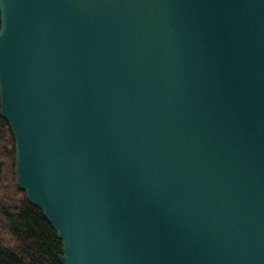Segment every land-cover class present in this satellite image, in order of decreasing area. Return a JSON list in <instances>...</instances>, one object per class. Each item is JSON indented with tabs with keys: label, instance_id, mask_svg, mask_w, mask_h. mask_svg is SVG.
I'll return each mask as SVG.
<instances>
[{
	"label": "water",
	"instance_id": "95a60500",
	"mask_svg": "<svg viewBox=\"0 0 264 264\" xmlns=\"http://www.w3.org/2000/svg\"><path fill=\"white\" fill-rule=\"evenodd\" d=\"M0 115L59 264H264V0H0Z\"/></svg>",
	"mask_w": 264,
	"mask_h": 264
},
{
	"label": "trees",
	"instance_id": "16d2710c",
	"mask_svg": "<svg viewBox=\"0 0 264 264\" xmlns=\"http://www.w3.org/2000/svg\"><path fill=\"white\" fill-rule=\"evenodd\" d=\"M15 140L0 115V264H59L62 243L15 181Z\"/></svg>",
	"mask_w": 264,
	"mask_h": 264
}]
</instances>
